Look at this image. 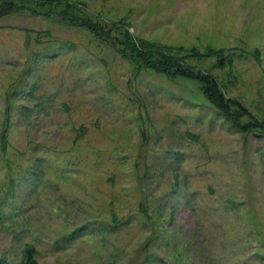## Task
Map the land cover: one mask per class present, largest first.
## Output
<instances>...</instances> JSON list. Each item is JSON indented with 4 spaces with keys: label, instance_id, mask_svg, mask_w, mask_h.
Returning <instances> with one entry per match:
<instances>
[{
    "label": "rangeland",
    "instance_id": "rangeland-1",
    "mask_svg": "<svg viewBox=\"0 0 264 264\" xmlns=\"http://www.w3.org/2000/svg\"><path fill=\"white\" fill-rule=\"evenodd\" d=\"M7 1L0 264H264V0ZM132 43L212 75L249 131Z\"/></svg>",
    "mask_w": 264,
    "mask_h": 264
},
{
    "label": "trees",
    "instance_id": "trees-1",
    "mask_svg": "<svg viewBox=\"0 0 264 264\" xmlns=\"http://www.w3.org/2000/svg\"><path fill=\"white\" fill-rule=\"evenodd\" d=\"M36 3L38 6L45 7L50 6H59L62 5L58 0H47L45 2L41 0H31ZM40 3V4H39ZM14 2H9L5 0L4 5L2 6L1 11L7 12L9 14L11 10L15 7ZM14 5V6H13ZM67 7L72 8L70 4L66 3ZM68 9V8H67ZM82 22V26L87 28L93 35L99 39L107 40L109 37L105 35V30H101L97 24L92 23L89 20L79 19ZM136 44V43H135ZM132 43L133 56L140 64H146L147 67L152 68L154 71L161 74H168L172 76H182L186 78H192L201 84L205 95L207 98L218 108L224 117L225 121H228L232 128L236 131H249V125H243L242 119L248 117L252 119V115L249 111L246 110L239 102H233L230 99H227L222 93L219 87L218 81L208 73H205L201 70H195L194 68L188 66L185 62L183 56H179L173 52L161 53L158 50L153 51L152 48L145 43L136 44ZM143 62V63H142ZM20 264H39L36 259V253L33 249H28L25 253V259Z\"/></svg>",
    "mask_w": 264,
    "mask_h": 264
}]
</instances>
